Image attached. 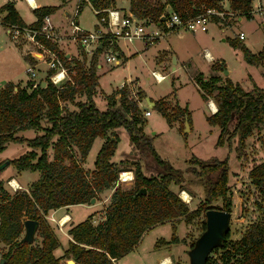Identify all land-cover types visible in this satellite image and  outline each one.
Here are the masks:
<instances>
[{
  "label": "trees",
  "instance_id": "obj_1",
  "mask_svg": "<svg viewBox=\"0 0 264 264\" xmlns=\"http://www.w3.org/2000/svg\"><path fill=\"white\" fill-rule=\"evenodd\" d=\"M88 1L98 11V17L103 14V9L116 4V0ZM222 1L164 0L153 5L149 0H130V10L139 18L161 24L160 15L165 4L185 18L207 7L221 10ZM251 2L231 0L230 3L234 10L251 17ZM86 4L87 0H83L81 10ZM57 8V5L35 8L37 19L26 24L14 3L8 1L0 7L1 22L4 25L14 23L35 27L41 25L46 14L54 13ZM215 18L218 20V16ZM42 40L67 60L70 78L55 84L47 77L45 85L41 81L37 86H33L30 80L26 85L7 81L0 87V151L10 141L25 142L28 146L26 152L9 159V162L17 170L39 172L38 178L27 189L14 192L9 191L0 179V241L8 247L1 255L3 264H66L62 261L64 258L74 259L75 264H113L114 260L131 251L145 231L156 224L173 220L189 224L213 207L215 202L221 203L219 208L231 212L233 200L228 155L208 159L192 156L185 170L175 167L162 158L147 140L142 116L144 109L138 101L128 97V88H116L109 93L105 110L96 105L94 95L99 78L96 65L100 48L86 67L84 50L81 52L83 59L67 58L57 42L44 37ZM229 42L241 48L249 64H264V46L254 53L239 37L230 38ZM212 68L224 69L225 64L215 62ZM195 78L202 97L205 100L212 98L217 106L216 111L206 116L210 124L220 128L216 144L226 143L230 149L236 150L240 158L245 139L255 128L264 127V87L255 83L252 88H245L228 76L222 84L218 83L220 77L217 75L204 78L202 73H198ZM168 100L162 97L154 102L170 124L180 116L190 118L187 106L179 104L175 105L172 117ZM120 126L129 132L131 143L152 158L158 166L157 174H146L139 160L131 161L133 168L123 166L128 159L120 164L112 161L119 142L114 130ZM27 129L40 130L41 133L32 137L17 134ZM97 137L104 140L96 154L94 168L90 170L83 162ZM123 170H131L134 174L129 187L119 183V173ZM248 178L255 187L256 207L264 214V159L251 167ZM194 180L204 188V195L198 206L190 208L170 185L173 183L184 189L185 184ZM108 188H113V191L104 208L103 218L95 223L94 214H90L73 224L68 229L71 235L68 247L62 256H56L54 249L59 246L60 240L46 217L49 211L90 203L92 198L96 199L100 192ZM142 188L146 192L138 194ZM26 219L38 221L32 241L22 239ZM205 227L204 220L202 231ZM37 235L40 241H37ZM179 240L174 224L171 238H160L156 245ZM206 264H264V221L250 222L237 238H231L229 229L225 239L207 257Z\"/></svg>",
  "mask_w": 264,
  "mask_h": 264
},
{
  "label": "rangeland",
  "instance_id": "obj_2",
  "mask_svg": "<svg viewBox=\"0 0 264 264\" xmlns=\"http://www.w3.org/2000/svg\"><path fill=\"white\" fill-rule=\"evenodd\" d=\"M7 1L0 0V7ZM149 1L153 5H157L158 2H164V0ZM26 2L25 0H21V10H23L24 14L27 13L28 20H31L33 18L31 15H34V12L27 9ZM41 2L49 5H57L60 9L57 16L62 15L63 21L61 28L57 30V44L59 42L60 45L68 43L69 41L64 38H66V32L69 33L71 29V17H68L65 11L70 12L72 15L76 0H42ZM230 2L231 0H223L221 2L222 8L220 11L224 14L222 16L218 15V20L215 18L217 15H213L206 31H192L180 28L178 30L163 32V28L158 26L154 20L141 19L145 25H147L146 23L150 24L146 27L147 30L157 29L159 34L153 39V42L143 39H135L132 42H128L119 39V44L125 53L129 51L135 52L134 55L126 59L125 56L120 54V64H114L105 60V51H114L115 49L113 47H108L98 52L96 71L99 78L94 99L98 108L105 110L107 108V95L114 89L120 88L119 86L122 83L132 81L133 95H136L142 102V104H139L140 107L142 109L149 108L150 110L149 115H145L144 112L142 113L145 119L144 130L147 140L150 141L162 158L169 160L175 167L185 170L188 166V160L192 156L208 159L212 157L223 158L227 154H230L229 162L231 172L229 183L233 200L230 236L231 238H237L245 228V223L249 224L250 221L255 220L264 221V214L256 207L255 191L252 188L249 178L245 173L238 172L240 163L246 166L250 158L259 152L258 150L264 153V127L261 129L255 128L252 131L245 139L241 157L236 159L234 157V154H236L234 148L230 149L226 143L224 145L216 144L220 128L218 125L210 124L206 116L216 111L217 106L213 109L210 106V102L213 101L215 103V101L212 98L205 100L202 97L199 89L200 86L195 78L198 73H202L204 78L217 75L220 77L218 83L222 84L226 77L224 72L228 70L230 71V78L235 82L242 83L245 88H252L255 83L264 87V64H249L244 59L241 48L234 47L229 42L230 38L239 37L238 35L242 31L245 37L241 39V42L252 52L258 53L264 46V9L261 12L254 13L252 11V16L247 17L242 11L234 10ZM259 2L263 3L264 0H252L251 9L255 10ZM115 6L122 11H131L130 0H128V3H124L122 0H116ZM169 10H171L170 6L165 4L163 13H167ZM239 16H241V19H238ZM77 19L80 26L87 30H93L96 24L99 23L96 11L91 4L83 7ZM61 39L66 41H60ZM20 44H23L22 48L11 39L7 27L1 22L0 13V79L2 76H10L9 78L13 76L14 78L21 79L22 85H26L29 73L27 72V63H25L22 56V50L27 45L24 43ZM70 47L73 51H76V43L74 41L71 42ZM70 47L66 46L63 49L59 47V49L66 53ZM82 49L78 44V51L76 53L78 57L83 59V55L81 54ZM23 52L26 55V50ZM205 52H208L211 57L206 56ZM85 54V65L88 67L92 54ZM215 62H224L225 68L213 69L212 64ZM99 64H101L100 67H98ZM153 68L161 73H166L167 77L162 81H156L152 76ZM147 96L153 101L167 97L169 99V109L171 110L172 117L174 115L175 105L179 104L181 107L187 106L190 114V118H187L189 129L185 131V116L174 119L172 124H170L157 107H148L147 103H144ZM117 97H119V94ZM70 107L73 108L74 105H70ZM114 132L118 134L119 142L111 158L112 161H119L121 163L122 159H128L130 163L127 162L123 166H131L132 160H139L146 174H157L158 166L150 156L141 152L131 143L129 132L125 127L120 126ZM38 133H41V131L28 129L18 134L32 137ZM103 140L102 137H97L94 140L87 156V162L86 160L83 162L86 168H94L96 154ZM27 149L28 146L25 142L10 141L0 151V179L4 181L5 187L11 192L27 189L30 181H34L39 176L38 171L17 170L9 162V159L20 156ZM76 154L80 160L79 152ZM131 167L133 168V166ZM12 174L17 176L18 181L14 179ZM186 176L190 177V174L186 173ZM10 180H12L11 182L13 184L17 183L15 185L16 187L11 186L9 183ZM132 181L119 180V183L124 187H129L132 185ZM170 187L180 195L182 191L187 192V201L182 196L180 197L187 202L190 208H194L202 202L204 188L199 186L196 180L185 184L184 189H180L173 183ZM111 190L113 191V188H108L106 191L100 192L95 200V203L97 202L96 204L72 205L70 211L72 212L73 220H83L90 214H96L95 219L99 221L103 217L104 208L110 200L109 195L111 196V194L109 193ZM220 204V202H215L213 207L219 208L221 206ZM204 220L205 212L189 224L183 220L166 221L156 224L145 231L136 250L127 257L133 259L131 261L132 264H157L158 257L164 251H171L175 257L182 259L185 264H190L188 252L194 239L202 232V222ZM49 222L54 230L57 231L58 228H56L54 223H51V220ZM174 224L176 225V234L180 237V240L178 242L156 245V242L160 238L166 240L171 238ZM36 239L40 241L38 235ZM61 241L64 243L65 238H62ZM59 246L56 247L57 254L61 251V247ZM7 248L6 245L2 246V242L0 241V260L2 253ZM216 254L215 252L214 255ZM122 259L117 260V262L123 263L128 258Z\"/></svg>",
  "mask_w": 264,
  "mask_h": 264
},
{
  "label": "built area",
  "instance_id": "obj_3",
  "mask_svg": "<svg viewBox=\"0 0 264 264\" xmlns=\"http://www.w3.org/2000/svg\"><path fill=\"white\" fill-rule=\"evenodd\" d=\"M31 8H36V4L33 0H26ZM82 0H77L75 11L70 15V37L83 48L85 53L94 54L99 45L101 44L100 50L107 49L108 47H113L118 39H124L128 42H132L135 39H143L145 41L153 42V39L157 37L156 30H147L146 27L150 24L145 23L131 11H122L116 6H112L103 9V14H101L98 19L99 23L93 30H87L80 26L77 21V16L79 13V8ZM264 9V2L258 4L255 10L251 9L253 12H261ZM98 12V11H97ZM224 13L216 8H205L202 12L188 16L181 17L178 13L173 10H169L167 13H162L160 15L161 24L157 23L158 26L163 28V32L169 30H178L180 28L189 29L192 31L201 30L206 31L208 23L212 20L213 15H223ZM152 25V24H151ZM8 33L11 39L16 43H24L27 45L26 55L30 58L36 60H42L47 63L48 68L51 72L48 73V78L55 84H61L69 77V67L67 60L61 58L56 50L50 48L46 45L42 37L49 39L52 42H57L58 33L57 27L54 25L51 15L46 14L43 17L42 23L39 26H29V25H18V24H7ZM239 38L244 37V33H239ZM206 56L211 57L208 52H205ZM105 60L107 62H112L114 64H120L121 59L119 55L114 51L107 50L104 53ZM27 72L29 73L28 80L32 81L33 86H37L41 82L37 79V68L34 64L29 63L27 65ZM159 73V74H158ZM152 76L156 81H162L167 77V74L161 73L158 70H152ZM120 88H128V97L133 98L138 101L139 104L142 102L134 94L132 88V81L124 82ZM146 101L144 100V103ZM144 114L149 115V108H144ZM124 174V175H123ZM134 179V174L132 171L124 170L119 173V180L121 181H132ZM9 181L12 187H16L15 184ZM17 184V183H16Z\"/></svg>",
  "mask_w": 264,
  "mask_h": 264
},
{
  "label": "crops",
  "instance_id": "obj_4",
  "mask_svg": "<svg viewBox=\"0 0 264 264\" xmlns=\"http://www.w3.org/2000/svg\"><path fill=\"white\" fill-rule=\"evenodd\" d=\"M8 1H12L13 3H14V6H15V8L17 9V11L19 12V14L21 15V17H22V19L24 20V22L26 23V24H30V23H32V22H34L36 19H37V17H36V15H35V13H34V15H31L33 18L31 19V20H28V18H27V13L26 14H24V12H23V10H21L22 8H21V6H20V2H21V0H8ZM7 1V2H8ZM34 1V3L36 4V8H38V7H43V6H48L49 4H45V3H43V2H41L42 0H40V1H38L37 2V0H33ZM124 3H128V0H122ZM25 2H26V0H25ZM82 2H83V0L81 1V4H80V8H79V13H78V16H79V14H80V12L82 11L81 10V6H82ZM6 3V2H5ZM4 3V4H5ZM76 3H77V0H76ZM76 3H75V6H74V9H73V11H75V7H76ZM26 4H27V9L28 10H32L33 12H34V9L35 8H31L29 5H28V3L26 2ZM87 4H91L88 0H87ZM86 4V5H87ZM3 5V4H2ZM1 5V6H2ZM86 5H84V6H86ZM92 5V4H91ZM93 6V5H92ZM30 8V9H29ZM94 8V7H93ZM95 9V8H94ZM59 8H57V10L54 12V13H50V15H51V19H52V21H53V23H54V25L57 27V29L58 28H61V25H62V21H63V18H62V15L61 16H57V14H58V12H59ZM95 11H96V13H97V10L95 9ZM65 13L66 14H68L67 16L68 17H70V15H71V13L70 12H68V11H65ZM255 13V12H254ZM252 14V13H251ZM1 16H2V14H1ZM77 16V17H78ZM238 19H241V16H239L238 17ZM77 21H78V19H77ZM78 23H79V21H78ZM97 25V24H96ZM62 29H63V27H62ZM64 30V29H63ZM66 32V31H65ZM242 32V31H241ZM69 33H70V31H69ZM69 33H67L66 32V38H64V39H67L69 42V45H67L68 43H65V44H63V45H60V42L58 43V46L61 48V49H63V48H65L66 46L67 47H70V44H71V42L72 41H74L73 39H71L70 37H68L70 34ZM244 37H245V35H244ZM244 37L242 38V39H244ZM64 39H61L60 41H62V40H64ZM122 40H124V39H122ZM64 41H66V40H64ZM126 41V40H125ZM75 43H76V51H73L72 49H71V47H70V49L68 50V51H66V53H65V56L67 57V58H71V57H78L77 56V47H78V43L76 42V41H74ZM18 46H20L21 48L23 47V44H20V43H18ZM80 46V45H79ZM28 49V47H26V48H24L23 50H22V56H23V58H24V61H25V63H27V65L29 64V63H32V64H34L35 65V67L37 68V79H40L41 81H44L45 80V78H47L48 77V73L49 72H51L50 70H49V68H48V65H47V63L46 62H44V61H42V60H36V59H33V58H30L28 55H24V52L23 51H25V50H27ZM114 49L116 50V53L118 54V55H120V54H122L123 56H125V59L126 58H129V56H132V55H134L135 54V52L133 53L132 51H129L128 53H125V51H123V49H122V47H121V45L119 44V39L115 42V44H114ZM83 50V49H82ZM137 53V52H136ZM43 65H45V67H43ZM101 66V64H99L98 65V67H100ZM152 70H155V68H153ZM166 74V73H165ZM226 75V77L228 76L229 78H230V71H228V74H225ZM10 76H2L1 77V79H0V87L1 86H3L7 81H13V82H15V83H21V79H19V78H14L13 76H11V78H9ZM28 80V79H27ZM27 82V81H26ZM22 84V83H21ZM95 100V99H94ZM96 102V101H95ZM28 130V129H27ZM23 133V132H25V130H20L18 133ZM17 133V134H18ZM21 135H24V134H21ZM25 136V135H24ZM27 137V136H26ZM103 143V142H102ZM102 145V144H101ZM101 147V146H100ZM259 152H257V154L256 155H254L253 157H251L250 158V161L249 162H247V161H245V162H247L246 163V166H245V164H243V165H241V163L239 164L240 165V167H239V169H238V172L239 173H245L246 174V176L248 177V173H249V170L251 169V167L255 164V163H258V162H260V161H262L263 159H264V153H263V151H260V150H258ZM235 152H236V150H235ZM229 157H230V154H227ZM234 157L236 158V159H239V157L237 156V152H236V154H234ZM122 160H124V159H122ZM121 161V160H120ZM86 162H87V158H86ZM85 162V163H86ZM114 162H116V163H120L119 161H114ZM230 163V162H229ZM242 166V167H241ZM87 168H89V169H93V168H91V167H87ZM143 168V167H142ZM144 169V168H143ZM243 169V170H242ZM23 171V170H22ZM124 171V170H123ZM129 171H131V170H129ZM17 172V171H16ZM230 172H231V170H230ZM234 172H236V173H238L237 171H234ZM15 174V173H14ZM14 174H12V176L14 177V179L15 180H17V176H14ZM233 178V177H232ZM232 178H231V180H232ZM234 178H235V176H234ZM18 181V180H17ZM17 181H15V182H17ZM32 181H30V183H31ZM29 183V184H30ZM252 185V188L255 190V187H254V185L253 184H251ZM107 190V189H106ZM106 190H104V191H106ZM111 192H112V190H111ZM111 192L109 193V194H111ZM109 197H110V195H109ZM97 203V202H96ZM95 203V204H96ZM83 204H85V205H91V204H93V203H90V204H88V203H83ZM72 207V205H69V206H62V207H59V208H57V209H54V210H51V211H49V213H48V215L46 216L47 217V219H49V220H51V223L53 222L54 223V225L56 226V228H58L57 229V231H55L56 232V234H57V236H58V238H59V240H60V246L59 247H61V251L57 254L56 253V250H57V248H55L54 249V254L56 255V256H62L63 254H64V251H65V249L68 247V243H69V241H70V239H71V235L68 233V229L73 225V224H76V223H78V222H80V221H82V220H78V221H75V220H73V215H72V212L70 211V208ZM66 216H68V219L64 222V223H61V220H63V218H65ZM88 217V216H87ZM86 217V218H87ZM95 217H96V214H94L93 215V221L96 223V222H99V221H96V219H95ZM85 218V219H86ZM84 220V219H83ZM256 221H260V220H256ZM251 222V221H250ZM246 225H247V223H245ZM176 226V225H175ZM244 230V229H243ZM242 233V232H241ZM240 233V234H241ZM62 238H65V242L64 243H62ZM180 238V237H179ZM140 242V241H139ZM139 244V243H138ZM138 244L131 250V251H129L128 253H126L124 256H122L121 258H118V259H116V260H114V262H113V264H132V258L131 257H127L128 255H130V254H132V252H134L135 250H136V247L138 246ZM3 245H5V244H3L2 243V246ZM58 247V248H59ZM126 256V257H125ZM122 258H128L127 259V261H123V263H118L117 262V260H123ZM67 259H69V258H64L62 261L64 262V263H66V261H67ZM157 261H158V263L157 264H172L173 262H175V261H180L182 264H185L184 263V261L182 260V259H179V258H177V257H175L172 253H171V251H164L163 252V254L161 255V256H159L158 257V259H157ZM135 264V263H134Z\"/></svg>",
  "mask_w": 264,
  "mask_h": 264
},
{
  "label": "water",
  "instance_id": "obj_5",
  "mask_svg": "<svg viewBox=\"0 0 264 264\" xmlns=\"http://www.w3.org/2000/svg\"><path fill=\"white\" fill-rule=\"evenodd\" d=\"M101 48V44L99 45ZM175 61V58H174ZM225 74H228V70H225ZM46 81H42V85H45ZM148 107H154L155 102L150 97L145 98ZM189 129V123L186 116L185 131ZM8 162V161H7ZM146 192L145 188L138 191V194ZM95 198H92L90 203H95ZM231 212L221 208L210 207L205 211L206 227L196 238L193 246L189 249L190 264H206L207 257L214 249L219 245L226 237L227 232L230 229ZM38 221L33 219H26L24 222V236L23 240L32 241L34 239ZM4 258H1L0 264H3ZM66 264H75L74 259L69 258Z\"/></svg>",
  "mask_w": 264,
  "mask_h": 264
},
{
  "label": "bare ground",
  "instance_id": "obj_6",
  "mask_svg": "<svg viewBox=\"0 0 264 264\" xmlns=\"http://www.w3.org/2000/svg\"><path fill=\"white\" fill-rule=\"evenodd\" d=\"M158 74H159V73H158ZM210 106H211L213 109H215V107H216V105H215V103H214L213 101L210 102ZM123 175H124V174H123ZM15 185H17V184L15 183ZM180 196H182L186 201L188 200V194H187L186 191H182ZM67 219H68V216H66L65 218H63V220H61V223H64Z\"/></svg>",
  "mask_w": 264,
  "mask_h": 264
}]
</instances>
